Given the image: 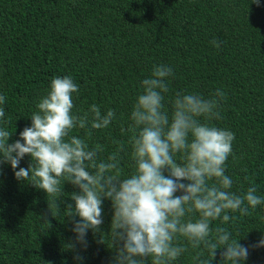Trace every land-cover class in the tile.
Instances as JSON below:
<instances>
[{
  "label": "trees",
  "instance_id": "trees-1",
  "mask_svg": "<svg viewBox=\"0 0 264 264\" xmlns=\"http://www.w3.org/2000/svg\"><path fill=\"white\" fill-rule=\"evenodd\" d=\"M160 64L173 69L163 101L169 116L177 93L211 98L217 89L225 92L221 119L211 122L234 133L225 174L237 194L255 185L264 196V0L259 6L253 0H0V95L6 97L0 129L13 133L9 144L19 139L52 78L71 76L79 85L74 115L96 104L102 114L114 109L116 119L107 129L89 134V124L70 135L90 148L100 145L99 160L116 150L113 141L123 143L121 170L127 176L134 165L126 131L131 111L143 93L142 80ZM31 163L26 155L19 167ZM0 169V264H112L110 200L103 201L100 231L88 230L85 250L71 231L79 217L68 216L67 209L75 206L71 194L77 187L65 181L59 209L50 210L52 197L17 180L9 164ZM249 213H229L235 219L212 227H225L243 246L256 244L264 236V204ZM201 250L188 246L174 264H198L194 257ZM222 251L212 264H221ZM77 254L83 261L74 259ZM200 258L211 259L206 250ZM244 264H264V247L249 248Z\"/></svg>",
  "mask_w": 264,
  "mask_h": 264
},
{
  "label": "clouds",
  "instance_id": "clouds-1",
  "mask_svg": "<svg viewBox=\"0 0 264 264\" xmlns=\"http://www.w3.org/2000/svg\"><path fill=\"white\" fill-rule=\"evenodd\" d=\"M253 3L259 6V0ZM211 43L220 47L217 39ZM171 76L173 69L160 64L141 82L143 93L133 105L132 123L126 130L131 133L134 161L129 175L121 170L123 143L113 141L116 150L99 160L100 145L90 148L84 139L70 135L73 129L89 124V134L107 129L116 119L114 109L102 114L96 104L89 108L91 119L89 113L74 115L73 94H79V85L71 76L52 78L47 95L30 116L31 126L19 133V139L9 144L13 133L0 129V164H9L17 180L31 181L52 197L50 210L59 209L56 200L65 181L79 189L71 194L74 208L68 205L67 209L68 216L79 217L71 231L85 250L87 232L100 231L103 201L110 200L114 210L109 231L115 250L112 264H147L149 259L151 264H174L188 246L202 249L194 257L198 264H212L218 249H223L221 264H244L249 248L264 247V236L246 247L225 227H212L214 221L226 224L235 219L229 213L249 215V208L264 204L255 185L237 194L232 190L233 179L225 174L234 133L211 122L221 119L220 102L226 94L222 89L211 98L177 93L169 116L163 101ZM5 101L0 95V105ZM4 115L0 107V118ZM26 155L31 157L30 167H19ZM205 250L210 260L200 258ZM74 259L83 261V256L77 254Z\"/></svg>",
  "mask_w": 264,
  "mask_h": 264
}]
</instances>
